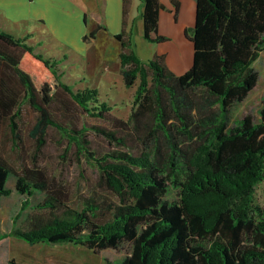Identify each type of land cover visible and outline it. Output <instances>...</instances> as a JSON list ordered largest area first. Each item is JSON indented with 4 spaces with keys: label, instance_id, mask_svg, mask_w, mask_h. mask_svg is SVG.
I'll use <instances>...</instances> for the list:
<instances>
[{
    "label": "trees",
    "instance_id": "trees-1",
    "mask_svg": "<svg viewBox=\"0 0 264 264\" xmlns=\"http://www.w3.org/2000/svg\"><path fill=\"white\" fill-rule=\"evenodd\" d=\"M170 2L176 13L179 0ZM161 8L159 0H142L148 41L167 40L158 33ZM184 33L193 59L181 74L162 54L143 61L130 39L115 35L125 86L138 80L124 120L98 101L97 88L74 90L65 83L59 59L0 30V116L8 117L12 137L20 138L17 118L27 104L36 112L29 131L36 148L53 127L67 140L65 150L74 147L76 158L98 175L89 194L71 206L64 183L40 165L18 168L0 156V205L11 192L10 175L18 193L43 194L15 235L31 244L71 243L94 252L129 243V252L112 264H264V207L255 202V187L264 182V100L258 121L245 114L229 125L233 105L258 82L253 63L264 51V0H195L194 24ZM59 92L89 116L117 125L62 123L51 110ZM89 130L117 147L98 153ZM131 140L141 145L136 151ZM169 187L176 189L173 200L165 199ZM27 197L16 219L30 205Z\"/></svg>",
    "mask_w": 264,
    "mask_h": 264
},
{
    "label": "rangeland",
    "instance_id": "rangeland-1",
    "mask_svg": "<svg viewBox=\"0 0 264 264\" xmlns=\"http://www.w3.org/2000/svg\"><path fill=\"white\" fill-rule=\"evenodd\" d=\"M102 1L103 0H101V2ZM135 1H137L138 4L134 6L131 11V49H133L143 61L152 58L155 52L165 49L170 50L169 53L171 57L176 55L180 56L182 59H186L192 55V43L186 41L184 38L181 40L178 33L179 31H175L177 35H173L174 37L171 41L157 43L146 40L142 33L143 24L140 16L141 3L139 4V0ZM99 3L98 5H100ZM36 5L38 6V13L45 15L47 19L53 23L52 25L53 27L55 26L54 29L57 31V34L72 39L76 27L72 28L68 25L71 18L68 14L69 5L67 3L61 0L57 2L54 0H50L49 2L46 0H36ZM96 11L98 12V9ZM164 15L168 14H162L161 26L165 25ZM74 17L75 14L73 15V18ZM106 19V17L105 19L103 17V22H106ZM172 19L173 17L171 16V20H169L166 25L177 29L178 25H176ZM60 23L67 24V26H64L67 27L68 30H61L59 28ZM74 24L73 22V25ZM89 24L94 25L91 20ZM26 25V23L13 24L11 26L5 24L4 30H8L15 37H19L23 34V28ZM28 28L33 32L32 40L36 42L30 43L27 39L25 42L34 46V49L44 56L60 60L58 70L61 73V79L65 83L69 84L74 90L97 88L98 101H105L108 103L111 107L110 112L113 116L124 120L129 117L138 80H136L135 84L131 87L125 86L119 71V53L121 46L117 38L112 34H106V32L100 30L97 32L98 38L88 43L83 56L79 54L70 55L68 52V54L65 53L66 48L62 43L58 44L53 38L54 36H51V34L53 35V31L48 29L49 26L45 20L32 19L28 24ZM57 34L55 36L59 41ZM253 67L258 73V82L242 101L235 103L231 108L229 118L230 126L236 125L238 120L245 114H252L256 121L259 120L260 108L264 100V51L253 63ZM100 69H103V71L100 72ZM51 110L57 120L62 123H71L75 125L74 127H80L82 123L87 125H103L109 128H114V125H117L113 124L110 120H102L89 116L61 92H59L58 97L51 105ZM35 119L36 112L27 104H23L21 113L17 118L20 138L15 140L12 137L8 125V117L0 116V156L4 157L11 165L18 168L24 163H37L49 174L64 183L68 191L66 202L71 206H77L80 196L89 194L90 187L97 180L98 175L95 169L85 162V160L76 158L74 147L71 150H65L68 143L67 140L53 127H50L47 131L46 144L38 150L35 140L31 138L29 134ZM142 121L147 122V116L142 117ZM119 132L122 133L121 130H119ZM87 135L91 141L92 149L98 153L117 147V144L108 142L105 138L92 130H89ZM128 144H130L131 149L134 151L141 146L139 142L133 140ZM6 185L11 192L2 197L0 205V264H7L12 258L17 264H28L27 261L34 258L30 255L31 249L37 250V256L35 257L36 264H68L65 263V258L63 260V258L56 253H47L46 250L49 247L67 249L75 245L59 243H38L32 245L13 233L15 226L19 228L27 227L28 215L36 212V209H32V205H35L41 200L43 194L37 193L31 197H27L18 193L15 188V179L11 175L7 179ZM26 197L30 201V205L27 206L25 210H22V213L19 214L16 219L15 216L17 212L20 211L22 201ZM175 198L176 189L169 187L165 199L173 200ZM255 202L264 207V182H259L255 187ZM40 212L45 214L47 210H41ZM58 212H61V210ZM129 250L130 244L122 243L118 248H108L91 256L96 259V263L97 261H101L104 264H108V262L112 264L122 260ZM69 262L72 264H80L78 259L74 257L70 259ZM87 263L96 264L90 256Z\"/></svg>",
    "mask_w": 264,
    "mask_h": 264
},
{
    "label": "crops",
    "instance_id": "crops-1",
    "mask_svg": "<svg viewBox=\"0 0 264 264\" xmlns=\"http://www.w3.org/2000/svg\"><path fill=\"white\" fill-rule=\"evenodd\" d=\"M46 1L49 2L50 0H46ZM54 1L57 2L58 0H54ZM61 1L69 5L68 14L71 18L69 21L70 23H68L69 27H72V28L76 27V31H75V34L73 35L74 37L72 36V39H68L67 37L62 36L61 34H57V31L54 29L55 26L53 27L52 25L53 23L50 22L45 15L38 13V10H37L38 6L36 5V0H0V30L9 32L8 30H4L5 24L11 26L13 24H20V23L25 24L26 23L27 24L26 26L28 28V24L32 21V19L33 20L43 19L48 24L49 26L48 29H51V31H53L52 32L53 35L51 34V36H54L53 38L58 42V44L62 43V45L66 48L65 53L68 52L70 55L79 54L81 56L84 55L87 49L88 43L98 38L97 32H99L100 30H103L104 32H106V34L107 33L112 34L114 37L116 34L123 33L124 39H130L131 11L134 8V6L138 4L137 1L135 0H103L101 2L100 0V3H99V0H61ZM159 1L163 8L159 10L158 33L161 35H164L167 38V40L165 41H169V40L171 41L173 40V37H174L173 35H177L175 31H179L178 33H179L181 40L184 38L186 41L192 43L190 39L187 36H185L184 32H185V29H187L188 27H191L194 24L195 0H179V8L176 13L173 9V6L170 0H159ZM98 3L100 5H98ZM125 3L127 4L126 14L124 13ZM139 4L142 9V0H139ZM138 8H139V5H138ZM97 9H98V12L96 11ZM163 13L168 14V15H164L163 18H164L165 25L161 26V16ZM74 14H75V17L73 18ZM102 15L104 19L105 17L107 18L106 22H103ZM171 16L173 17L172 20L174 21V23L178 25L177 29L168 27L166 25L169 22V20H171ZM90 20L92 21V24L94 23V25L89 24ZM73 22L75 23L74 25H73ZM64 25L67 26V24L60 23L59 28L61 30L67 31L68 29ZM26 26L23 28L24 30L23 34L19 36L18 38H25V40L26 39L29 40L30 43L36 42L35 40H32L33 32L29 28L27 30ZM97 28L98 30L94 37H89L86 40L84 39L85 35H87L90 31L97 29ZM56 34L59 38V41L58 39H56L57 38L55 36ZM120 46H121V43H120ZM169 51L170 50L165 49V50L155 52L154 54L164 55L167 66L176 74H181L185 72L192 63L193 45H192V55L187 57L186 59H182L180 56H176V55L171 57ZM119 67H120V57H119ZM102 71L103 69H100V72ZM119 71H120V68H119ZM59 244H71V243H59ZM46 252L56 253L57 255L61 256L63 260L65 258L66 259L65 263H68V264H72L69 262V260L72 259L73 257L77 258L80 264H88L87 260L89 261V256L96 263V259L93 258L91 255L98 254L100 251L94 252L84 246L75 245L74 247L67 248V249L49 247L47 248ZM30 255L34 258H31L30 260H28L27 263L36 264L35 257L37 256V250L31 249ZM15 264L17 263L15 262ZM96 264H104V263L101 261H97ZM108 264L110 263L108 262Z\"/></svg>",
    "mask_w": 264,
    "mask_h": 264
}]
</instances>
